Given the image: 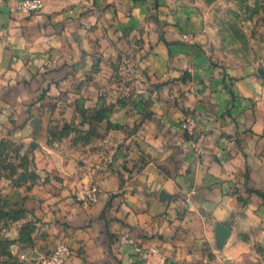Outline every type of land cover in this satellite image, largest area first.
I'll return each mask as SVG.
<instances>
[{
	"label": "rangeland",
	"instance_id": "1",
	"mask_svg": "<svg viewBox=\"0 0 264 264\" xmlns=\"http://www.w3.org/2000/svg\"><path fill=\"white\" fill-rule=\"evenodd\" d=\"M42 1L43 9L30 14L44 11ZM137 1L146 2V10H135ZM125 5L104 20L100 11L90 17L85 10L77 13V55L46 66L32 100L14 109L0 133V264H49L47 257L60 245L70 257L59 225L67 224L64 212L75 202L85 210L106 198V207L130 208L129 213L135 204H155L161 209L154 212L163 217L182 200L184 214L190 212L191 192L179 177L218 158L211 152L209 123L219 117L211 96L226 89L231 97L222 116L230 115L234 81H264V0ZM185 13L187 37L177 41L184 49L177 55L170 49L173 60L156 74L150 33L166 17L181 19ZM90 194L96 201L85 203ZM31 196L44 203L29 202ZM47 198L55 202L47 204ZM53 231L58 239L42 253L41 243L46 246ZM228 235H219L218 242L226 243ZM120 237L133 247L138 243L128 233Z\"/></svg>",
	"mask_w": 264,
	"mask_h": 264
},
{
	"label": "crops",
	"instance_id": "2",
	"mask_svg": "<svg viewBox=\"0 0 264 264\" xmlns=\"http://www.w3.org/2000/svg\"><path fill=\"white\" fill-rule=\"evenodd\" d=\"M16 1L0 3V133L12 112L32 100L42 80L39 74L48 70L46 66L60 56L77 55L73 50L77 13L85 10L90 17L93 10L100 11L104 20L114 11L121 14L126 6V0H45L44 11L32 15L12 11L10 6ZM134 6L137 11L146 10L147 3L137 1ZM180 10L185 9L180 6ZM187 14L172 20L164 15L162 20L166 17L167 21L150 33L154 73L167 69L174 58H170V49L175 55L184 49L177 41L187 37L183 28ZM233 88L236 101L230 115L222 116L231 97L228 91L211 96L214 112L219 115L209 123L214 133L211 152L218 158L198 163L192 173L179 177L181 187L191 192L190 204L186 203L191 211L184 214L182 200L181 205L175 203L177 210L169 209L172 215L163 217L154 212L161 209L155 204H135L129 213L126 210L130 208L106 207V198L85 210L75 202L64 212L67 224L59 225V236L73 251L65 264H264V81L247 76L235 80ZM31 198L29 202H43L36 196ZM46 202L54 203L55 199L47 198ZM52 212L56 214L54 209ZM219 225L229 231L223 245L218 242ZM54 233L46 246L45 241L41 243L42 253L58 239ZM124 233L149 255L136 253L132 244L121 239Z\"/></svg>",
	"mask_w": 264,
	"mask_h": 264
},
{
	"label": "built area",
	"instance_id": "3",
	"mask_svg": "<svg viewBox=\"0 0 264 264\" xmlns=\"http://www.w3.org/2000/svg\"><path fill=\"white\" fill-rule=\"evenodd\" d=\"M7 0H0V3H5ZM43 1L42 0H17L16 3L11 7L12 11H22L25 13H33L39 12L43 9ZM96 201V197L93 195H89L86 198V201ZM135 250L140 254L143 252L142 247L138 243H134ZM148 253H143L144 256H147ZM142 255V254H140ZM69 257V250L64 245H60L57 249H55L48 257L46 262L49 264H65Z\"/></svg>",
	"mask_w": 264,
	"mask_h": 264
},
{
	"label": "water",
	"instance_id": "4",
	"mask_svg": "<svg viewBox=\"0 0 264 264\" xmlns=\"http://www.w3.org/2000/svg\"><path fill=\"white\" fill-rule=\"evenodd\" d=\"M218 231L220 233V236H222L223 238L226 237L229 233L228 229L223 225H219Z\"/></svg>",
	"mask_w": 264,
	"mask_h": 264
}]
</instances>
